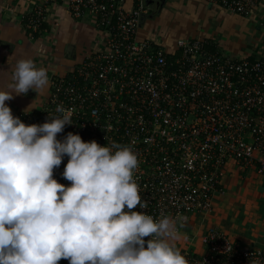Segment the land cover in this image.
I'll return each instance as SVG.
<instances>
[{"label":"built area","instance_id":"built-area-1","mask_svg":"<svg viewBox=\"0 0 264 264\" xmlns=\"http://www.w3.org/2000/svg\"><path fill=\"white\" fill-rule=\"evenodd\" d=\"M42 1L51 7L64 0ZM210 1L248 16L258 0ZM66 2L75 19L95 16L94 47L68 72L50 78L45 101L14 116L42 124L60 115L62 104L74 109L73 124L58 139L72 132L101 146H132L139 158L134 178L148 204L135 210L180 218L178 226L194 212L212 210L230 162L264 179V52L236 60L204 51L199 40L177 39L165 47L141 38L142 0ZM45 18L39 9L27 28L37 32ZM67 160L54 170L66 186ZM201 243L204 254H186L189 264H264V249L240 248L220 232L210 231Z\"/></svg>","mask_w":264,"mask_h":264},{"label":"clouds","instance_id":"clouds-1","mask_svg":"<svg viewBox=\"0 0 264 264\" xmlns=\"http://www.w3.org/2000/svg\"><path fill=\"white\" fill-rule=\"evenodd\" d=\"M11 80L0 90V264H189L177 246L180 218L135 210L148 204L132 146L72 132L58 139L73 124L74 109L62 104L60 115L26 125L6 101L45 89L47 70L20 59ZM65 157L67 186L54 178Z\"/></svg>","mask_w":264,"mask_h":264},{"label":"crops","instance_id":"crops-1","mask_svg":"<svg viewBox=\"0 0 264 264\" xmlns=\"http://www.w3.org/2000/svg\"><path fill=\"white\" fill-rule=\"evenodd\" d=\"M142 1L141 38L165 47H172L177 39L199 40L204 51L236 60H253L264 52V0H258L246 17L210 0ZM39 9L46 18L33 32L27 22ZM94 20L90 14L73 18L66 0L51 7L42 0H0V90L10 91L7 86L20 59H31L46 69L49 80L68 72L94 47ZM27 94L6 101L12 113L40 105L47 99L48 86ZM220 189L213 195L209 213L194 212L182 223L184 239L177 246L183 255L204 254L201 239L210 231L222 233L240 248L264 249V179L252 168L230 162Z\"/></svg>","mask_w":264,"mask_h":264},{"label":"water","instance_id":"water-1","mask_svg":"<svg viewBox=\"0 0 264 264\" xmlns=\"http://www.w3.org/2000/svg\"><path fill=\"white\" fill-rule=\"evenodd\" d=\"M29 92V91H28ZM27 96H29V94H26Z\"/></svg>","mask_w":264,"mask_h":264},{"label":"trees","instance_id":"trees-1","mask_svg":"<svg viewBox=\"0 0 264 264\" xmlns=\"http://www.w3.org/2000/svg\"><path fill=\"white\" fill-rule=\"evenodd\" d=\"M240 16H242V15H240ZM243 17H246V16H243Z\"/></svg>","mask_w":264,"mask_h":264},{"label":"rangeland","instance_id":"rangeland-1","mask_svg":"<svg viewBox=\"0 0 264 264\" xmlns=\"http://www.w3.org/2000/svg\"><path fill=\"white\" fill-rule=\"evenodd\" d=\"M250 49V48H249Z\"/></svg>","mask_w":264,"mask_h":264}]
</instances>
